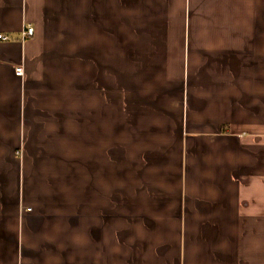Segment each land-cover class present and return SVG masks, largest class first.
Returning a JSON list of instances; mask_svg holds the SVG:
<instances>
[{
	"label": "crops",
	"instance_id": "1",
	"mask_svg": "<svg viewBox=\"0 0 264 264\" xmlns=\"http://www.w3.org/2000/svg\"><path fill=\"white\" fill-rule=\"evenodd\" d=\"M0 34V264H264V0H0Z\"/></svg>",
	"mask_w": 264,
	"mask_h": 264
},
{
	"label": "built area",
	"instance_id": "2",
	"mask_svg": "<svg viewBox=\"0 0 264 264\" xmlns=\"http://www.w3.org/2000/svg\"><path fill=\"white\" fill-rule=\"evenodd\" d=\"M34 32H35L34 28L32 27L26 28V30L23 32V37L21 41H25L27 38L34 36ZM0 41L11 42V41H15V39L10 38V37H5L2 34H0ZM23 73H24L23 69L17 70L18 76H22Z\"/></svg>",
	"mask_w": 264,
	"mask_h": 264
}]
</instances>
